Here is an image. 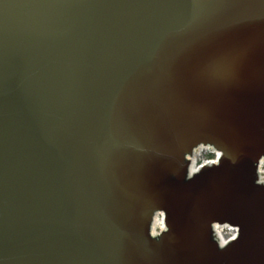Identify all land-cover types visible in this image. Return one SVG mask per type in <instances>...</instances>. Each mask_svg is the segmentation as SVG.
Here are the masks:
<instances>
[{"label":"water","instance_id":"95a60500","mask_svg":"<svg viewBox=\"0 0 264 264\" xmlns=\"http://www.w3.org/2000/svg\"><path fill=\"white\" fill-rule=\"evenodd\" d=\"M263 158L264 0H0V264H264Z\"/></svg>","mask_w":264,"mask_h":264},{"label":"bare ground","instance_id":"6f19581e","mask_svg":"<svg viewBox=\"0 0 264 264\" xmlns=\"http://www.w3.org/2000/svg\"><path fill=\"white\" fill-rule=\"evenodd\" d=\"M208 146H201L199 148H197L194 152V154L192 155V168H191V172H196L199 168L195 165L196 159L197 157L204 151H208ZM264 166V158L261 162V166L259 167V170L262 169V167ZM218 226V227H217ZM228 226L225 225H220V224H216L215 225V231H216V236L221 240L222 244H225L227 239L226 237H224L223 232L225 229H228ZM166 229V225H165V221L162 218V216H156L154 224H153V234L154 235H158L159 233H161L162 231H164ZM230 229V228H229Z\"/></svg>","mask_w":264,"mask_h":264},{"label":"rangeland","instance_id":"374dc122","mask_svg":"<svg viewBox=\"0 0 264 264\" xmlns=\"http://www.w3.org/2000/svg\"><path fill=\"white\" fill-rule=\"evenodd\" d=\"M211 153H209L208 151H204L202 152L196 159L197 165H201L202 163H204L207 159L211 158ZM262 174L264 175V166L262 167ZM234 234V231L230 230V229H225L223 232L224 237L228 238L230 236H232Z\"/></svg>","mask_w":264,"mask_h":264},{"label":"snow or ice","instance_id":"6c2138e0","mask_svg":"<svg viewBox=\"0 0 264 264\" xmlns=\"http://www.w3.org/2000/svg\"><path fill=\"white\" fill-rule=\"evenodd\" d=\"M213 218L215 219V218H217V217H213ZM217 227H218V226H217ZM240 227H242V226H240ZM236 232H237L238 234L241 235L240 228H237V229H236ZM233 239L235 240L236 237H233ZM221 247H223V246H221ZM223 250H225V249H223Z\"/></svg>","mask_w":264,"mask_h":264}]
</instances>
